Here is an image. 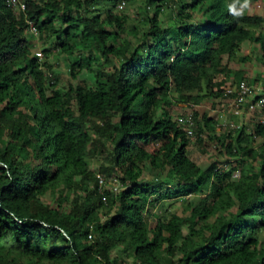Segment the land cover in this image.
<instances>
[{
    "label": "trees",
    "instance_id": "obj_1",
    "mask_svg": "<svg viewBox=\"0 0 264 264\" xmlns=\"http://www.w3.org/2000/svg\"><path fill=\"white\" fill-rule=\"evenodd\" d=\"M25 3L0 0V264H264V123L218 133L195 110L196 142L225 162L204 170L171 110L231 99L243 49L264 66V0H144L142 31L120 0ZM35 36L68 58L66 84ZM191 197L187 215L156 212Z\"/></svg>",
    "mask_w": 264,
    "mask_h": 264
},
{
    "label": "rangeland",
    "instance_id": "obj_2",
    "mask_svg": "<svg viewBox=\"0 0 264 264\" xmlns=\"http://www.w3.org/2000/svg\"><path fill=\"white\" fill-rule=\"evenodd\" d=\"M109 3L106 4L105 7H109ZM144 0H127L126 8L120 12V16L125 15L130 24V30L138 29L143 30L147 24L145 19L146 14L144 12ZM203 8V7H202ZM173 14V15H172ZM168 14L167 19L170 25L173 24V18L175 13ZM260 14L264 17V4L261 7ZM38 36L34 37L35 44V53L42 52L44 48H48L47 42H43ZM259 51L258 47L254 46L247 51L243 49L240 51L231 63L229 69L234 74L236 72L245 73V80L253 85H264V78L258 79V84H255L254 79L258 78L257 73H262L264 66L259 61ZM248 56L249 60L245 64L240 62L242 57ZM38 57V56H37ZM41 63H47L52 71L55 73V76L59 79V84H66L69 81V61L68 58L59 54L57 50H53L49 55H44L41 60ZM259 73V74H260ZM235 79L233 75L231 76V80H228L226 84V88L233 87L235 85ZM232 103V99L228 98H219L212 99L207 98L202 100L197 106L194 108L191 106V103L188 101H184L178 95L175 96L171 100V110L174 116V119H177L181 115L188 114L189 112L198 111L199 113V121H201L202 116L206 115L209 118H219V122L222 123V128L220 130L217 129V132H225V127L229 125V130H231L234 126L240 127L245 126L248 131L253 132L254 126L259 121V118L264 119V113L260 111H253L252 109L244 110L241 116H235L230 110V105ZM222 116V117H221ZM226 123V124H225ZM225 124V126H223ZM224 129V130H223ZM259 144V142H257ZM190 157L194 160L200 167L204 170H208L213 163H218V166L224 165V160L222 157H219L214 143L209 141L208 133L205 135V141L203 144L199 145L196 142V139H192V145L190 149ZM234 164L233 162L226 163L228 167ZM99 165L97 160L91 161V166L93 169H96ZM224 167V166H223ZM106 180V179H105ZM108 181L107 188L112 190H118V188L112 184L111 180ZM111 181V182H110ZM199 199L195 197L188 198L187 200H172L162 202L158 205L156 212L165 219L171 218L173 215L184 216L189 213L190 207L194 204L198 203ZM261 240L264 245V232L261 234Z\"/></svg>",
    "mask_w": 264,
    "mask_h": 264
},
{
    "label": "built area",
    "instance_id": "obj_3",
    "mask_svg": "<svg viewBox=\"0 0 264 264\" xmlns=\"http://www.w3.org/2000/svg\"><path fill=\"white\" fill-rule=\"evenodd\" d=\"M9 7L18 9L21 11L26 10L25 0H8ZM126 1L120 0L118 8L124 10L126 8ZM30 31L37 34V30L33 23L29 22ZM37 56L40 60L43 58V53L38 52ZM226 93L231 96L232 103L230 105V110L235 116H241L244 110L252 109L253 111H260L264 113V85H253L252 83L242 80L233 87L226 88ZM195 107L194 105H191ZM222 117V116H221ZM176 121L182 125L188 135L195 138V131L197 128L196 121L194 118V111L188 114L181 115L176 119ZM261 123H264V119L259 118ZM226 124V123H225ZM223 124V126H225ZM234 127V126H232ZM237 176V174L235 175ZM100 185H104L105 180L101 175H98Z\"/></svg>",
    "mask_w": 264,
    "mask_h": 264
},
{
    "label": "clouds",
    "instance_id": "obj_4",
    "mask_svg": "<svg viewBox=\"0 0 264 264\" xmlns=\"http://www.w3.org/2000/svg\"><path fill=\"white\" fill-rule=\"evenodd\" d=\"M241 8L243 9V8H247V3H245V4H243L242 6H241ZM229 11L231 12V13H233V14H235V15H242V11H237L236 10V7H235V4H232V5H229Z\"/></svg>",
    "mask_w": 264,
    "mask_h": 264
}]
</instances>
